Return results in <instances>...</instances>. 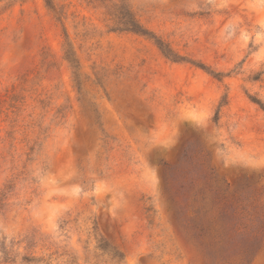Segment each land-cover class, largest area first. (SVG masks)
I'll use <instances>...</instances> for the list:
<instances>
[{
	"label": "rangeland",
	"instance_id": "1",
	"mask_svg": "<svg viewBox=\"0 0 264 264\" xmlns=\"http://www.w3.org/2000/svg\"><path fill=\"white\" fill-rule=\"evenodd\" d=\"M124 1L0 0V264H264V0Z\"/></svg>",
	"mask_w": 264,
	"mask_h": 264
},
{
	"label": "trees",
	"instance_id": "2",
	"mask_svg": "<svg viewBox=\"0 0 264 264\" xmlns=\"http://www.w3.org/2000/svg\"><path fill=\"white\" fill-rule=\"evenodd\" d=\"M110 15H112L113 19V30H120V31H131L135 33H142V30H140V26L138 25V22L130 12V9L126 5L124 0H112L110 5ZM159 49L161 52L170 59L176 60V56L172 54V52L167 48L166 45H164L162 42H158ZM252 101L257 103L262 110H264V103L261 102L259 99L252 98ZM220 191V190H219ZM218 190L215 192V197H213V206H218L220 204L221 199H218V195L220 194ZM214 200H218L215 202ZM228 208H231L230 214L232 215L234 213V209L231 206V204L228 205ZM204 208H202L203 210ZM212 209V208H210ZM205 211L206 213L210 210Z\"/></svg>",
	"mask_w": 264,
	"mask_h": 264
}]
</instances>
